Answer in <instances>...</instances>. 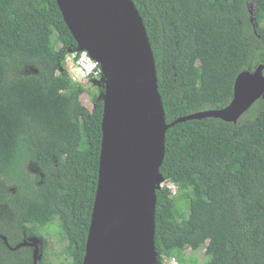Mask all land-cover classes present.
I'll use <instances>...</instances> for the list:
<instances>
[{
    "label": "trees",
    "instance_id": "16d2710c",
    "mask_svg": "<svg viewBox=\"0 0 264 264\" xmlns=\"http://www.w3.org/2000/svg\"><path fill=\"white\" fill-rule=\"evenodd\" d=\"M153 49L166 120L224 109L238 75L264 64V0H133ZM254 3L252 20L251 4ZM78 44L57 0H0V264H34L49 229L60 264H83L104 102H82L66 69ZM104 93V84L100 87ZM157 189L158 261L264 264V96L237 122L203 117L167 130ZM13 247V248H11ZM205 249L207 260L196 253Z\"/></svg>",
    "mask_w": 264,
    "mask_h": 264
},
{
    "label": "water",
    "instance_id": "95a60500",
    "mask_svg": "<svg viewBox=\"0 0 264 264\" xmlns=\"http://www.w3.org/2000/svg\"><path fill=\"white\" fill-rule=\"evenodd\" d=\"M78 49L104 74V113L97 192L83 264H161L156 248L157 189L167 130L203 117L237 122L264 96V64L242 71L224 109L197 112L167 123L156 62L143 18L133 0H57ZM252 20L254 3L251 4ZM9 246L6 236H2ZM34 264L41 259L40 240ZM13 248V247H11Z\"/></svg>",
    "mask_w": 264,
    "mask_h": 264
},
{
    "label": "rangeland",
    "instance_id": "374dc122",
    "mask_svg": "<svg viewBox=\"0 0 264 264\" xmlns=\"http://www.w3.org/2000/svg\"><path fill=\"white\" fill-rule=\"evenodd\" d=\"M70 70V69H69ZM104 77L100 76L97 79H87L82 81L93 93L85 92L82 95V102L87 105L90 109L93 108V96L94 94L96 99H100L103 96V93L100 91V87L103 85ZM58 232L57 227H53L49 229V233L46 235L48 240V248H47V260L50 264H60L64 257L57 256L56 253H59L61 250V245L58 242V238L56 233ZM190 257H197L199 262L204 263L207 260V255L205 253V249H202L196 253H188ZM176 260H168L165 264H175Z\"/></svg>",
    "mask_w": 264,
    "mask_h": 264
},
{
    "label": "built area",
    "instance_id": "2783aa9c",
    "mask_svg": "<svg viewBox=\"0 0 264 264\" xmlns=\"http://www.w3.org/2000/svg\"><path fill=\"white\" fill-rule=\"evenodd\" d=\"M65 61L70 69L72 78L76 81L98 79V77L103 76L101 64L87 50H72L67 55ZM162 186H167L169 189H172L173 194L177 193V186L173 183L164 182ZM175 264H178V262Z\"/></svg>",
    "mask_w": 264,
    "mask_h": 264
},
{
    "label": "clouds",
    "instance_id": "9594fccd",
    "mask_svg": "<svg viewBox=\"0 0 264 264\" xmlns=\"http://www.w3.org/2000/svg\"><path fill=\"white\" fill-rule=\"evenodd\" d=\"M69 54V53H68ZM66 62V61H65ZM259 66V65H258ZM258 66H256V68L258 67ZM255 68V69H256ZM66 69L68 70V72H69V74H70V71H69V68H68V66H67V63H66ZM254 69V70H255ZM70 76H71V74H70ZM72 77V76H71ZM103 77H104V74H103ZM98 80V79H97ZM80 82H82V81H80ZM221 110V109H220ZM164 182H166V183H168V181H164ZM171 183V182H170ZM30 240V239H29ZM173 260H175V259H173Z\"/></svg>",
    "mask_w": 264,
    "mask_h": 264
}]
</instances>
